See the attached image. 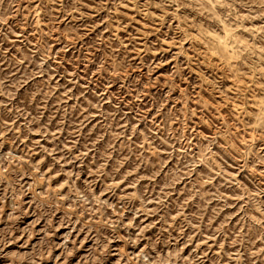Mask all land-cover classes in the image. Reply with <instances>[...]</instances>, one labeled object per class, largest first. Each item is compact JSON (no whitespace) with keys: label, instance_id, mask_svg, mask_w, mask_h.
<instances>
[{"label":"rangeland","instance_id":"1","mask_svg":"<svg viewBox=\"0 0 264 264\" xmlns=\"http://www.w3.org/2000/svg\"><path fill=\"white\" fill-rule=\"evenodd\" d=\"M0 264H264V0H0Z\"/></svg>","mask_w":264,"mask_h":264}]
</instances>
